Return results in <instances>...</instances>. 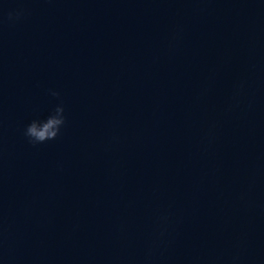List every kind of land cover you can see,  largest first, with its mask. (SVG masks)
Segmentation results:
<instances>
[{
	"label": "clouds",
	"instance_id": "9594fccd",
	"mask_svg": "<svg viewBox=\"0 0 264 264\" xmlns=\"http://www.w3.org/2000/svg\"><path fill=\"white\" fill-rule=\"evenodd\" d=\"M18 2L22 3V0H18ZM30 14L31 10L23 6L8 9L0 7V31H2L5 25L15 27L23 23ZM183 35V25H175L168 37L167 51L169 54L174 53L178 49ZM245 87V82H240L234 87L231 102L226 108L227 112H231L234 108L240 106L241 98L245 93ZM47 94L58 102L46 118L31 120L23 130L24 138L32 146L57 140L61 137L62 130L67 124L66 108L61 92L50 88L47 90ZM249 107H251V101H249ZM215 136V125H211L204 133L201 143L205 146H210L215 140ZM118 143L119 137L113 133L103 142L102 146L105 150H110ZM58 167L60 170L63 169L62 164L58 165ZM176 223H178V220L170 207H157L153 210L152 228L146 241L145 251L140 264H157L158 260L164 258ZM2 234L3 225L0 223V236ZM215 259L221 261L222 264H243L244 260L239 251L234 252L228 257H218Z\"/></svg>",
	"mask_w": 264,
	"mask_h": 264
}]
</instances>
